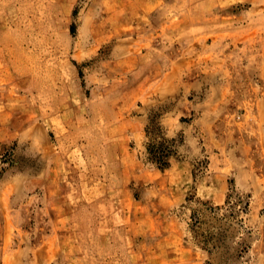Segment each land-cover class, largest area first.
<instances>
[{"label": "rangeland", "instance_id": "obj_1", "mask_svg": "<svg viewBox=\"0 0 264 264\" xmlns=\"http://www.w3.org/2000/svg\"><path fill=\"white\" fill-rule=\"evenodd\" d=\"M0 63L22 92L0 96V182L23 173L0 264H264V208L233 179L199 196L210 155L179 129L211 73L223 128L264 89V0H0ZM36 122L37 145L7 135Z\"/></svg>", "mask_w": 264, "mask_h": 264}, {"label": "crops", "instance_id": "obj_2", "mask_svg": "<svg viewBox=\"0 0 264 264\" xmlns=\"http://www.w3.org/2000/svg\"><path fill=\"white\" fill-rule=\"evenodd\" d=\"M167 77L168 74H165L161 87L165 92H169L170 85V82L166 80ZM214 77L218 75L209 74L211 81L207 79L206 82V84L209 82L206 89L209 96L201 104L202 109L199 116L195 121L179 127L184 134L182 149L185 150V160H194V155L199 156L200 154L201 156L202 153L210 155L209 171L198 181L196 192L213 205L220 206L227 201L229 180L233 179L237 190L249 196L250 207L253 210L262 209L264 208V89L261 87L259 93L257 89H253L250 99L243 102L242 121L231 124L232 128L226 126L223 128L219 126L217 113H219V96H222V99L226 98L224 90L226 87L221 85L218 79L214 81ZM0 82V96L21 97L20 90L17 92L13 87L6 85L7 72L5 70L0 71ZM203 83L198 77L195 80H187L186 91L198 90ZM18 119V122L23 123L21 117ZM7 129L9 130L8 137L15 136L19 141L27 144L37 145L34 140L35 134L43 135V125L40 122L31 123L21 130L16 129L14 133H11V127ZM174 134L172 128L167 129V135L174 136ZM41 145L45 147L39 153L45 157L49 153L48 143L43 141ZM185 162L182 161L179 165H186ZM21 179L23 180V173L0 182V212H2L1 219L3 220L0 225L4 226V237L11 223L6 210L9 209L11 198L19 192L18 180L21 181ZM15 251L23 254L20 248Z\"/></svg>", "mask_w": 264, "mask_h": 264}, {"label": "trees", "instance_id": "obj_3", "mask_svg": "<svg viewBox=\"0 0 264 264\" xmlns=\"http://www.w3.org/2000/svg\"><path fill=\"white\" fill-rule=\"evenodd\" d=\"M159 165L165 166L167 164V156L162 157L161 159L156 161Z\"/></svg>", "mask_w": 264, "mask_h": 264}]
</instances>
